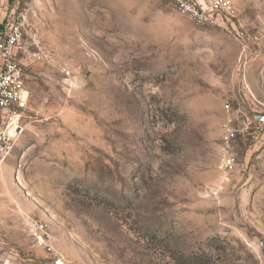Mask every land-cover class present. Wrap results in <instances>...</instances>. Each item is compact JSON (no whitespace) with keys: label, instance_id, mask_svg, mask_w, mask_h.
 <instances>
[{"label":"rangeland","instance_id":"1","mask_svg":"<svg viewBox=\"0 0 264 264\" xmlns=\"http://www.w3.org/2000/svg\"><path fill=\"white\" fill-rule=\"evenodd\" d=\"M228 1L201 24L163 0H0L28 90L1 264H264V0Z\"/></svg>","mask_w":264,"mask_h":264},{"label":"built area","instance_id":"2","mask_svg":"<svg viewBox=\"0 0 264 264\" xmlns=\"http://www.w3.org/2000/svg\"><path fill=\"white\" fill-rule=\"evenodd\" d=\"M174 8L187 14L201 24H218V21L230 14L232 7L228 0H163ZM3 39L0 40V156L4 157L10 150V132L16 131L22 111L27 108L28 90L24 84L21 67L16 59L19 49L21 30L18 23L5 24ZM254 119L264 120L263 115L256 114ZM6 129H9L6 132ZM232 121L227 119L222 126L220 136L218 168L229 172L234 166L232 142L236 135ZM37 240L44 242L51 238L49 232L40 224Z\"/></svg>","mask_w":264,"mask_h":264},{"label":"water","instance_id":"3","mask_svg":"<svg viewBox=\"0 0 264 264\" xmlns=\"http://www.w3.org/2000/svg\"><path fill=\"white\" fill-rule=\"evenodd\" d=\"M52 263H54V264H63V262L58 257H54L53 260H52Z\"/></svg>","mask_w":264,"mask_h":264},{"label":"crops","instance_id":"4","mask_svg":"<svg viewBox=\"0 0 264 264\" xmlns=\"http://www.w3.org/2000/svg\"><path fill=\"white\" fill-rule=\"evenodd\" d=\"M1 264V263H0ZM2 264H6L5 262L4 263H2Z\"/></svg>","mask_w":264,"mask_h":264},{"label":"bare ground","instance_id":"5","mask_svg":"<svg viewBox=\"0 0 264 264\" xmlns=\"http://www.w3.org/2000/svg\"><path fill=\"white\" fill-rule=\"evenodd\" d=\"M12 134V133H11Z\"/></svg>","mask_w":264,"mask_h":264}]
</instances>
